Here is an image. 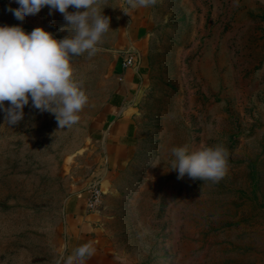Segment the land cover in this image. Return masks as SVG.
Listing matches in <instances>:
<instances>
[{"label":"rangeland","instance_id":"374dc122","mask_svg":"<svg viewBox=\"0 0 264 264\" xmlns=\"http://www.w3.org/2000/svg\"><path fill=\"white\" fill-rule=\"evenodd\" d=\"M18 6L0 0V25L68 35L59 11L46 6L21 21L6 10ZM96 7L110 29L93 56L72 57L88 97L79 121L59 128L54 114L30 100L9 126L0 110V264L60 259L65 202L102 177L91 132L139 9L149 20V72L135 101L140 142L114 190L102 189L104 241L123 264H264V0H156L129 14L125 0ZM184 145L223 146V177L178 179L171 149Z\"/></svg>","mask_w":264,"mask_h":264},{"label":"clouds","instance_id":"9594fccd","mask_svg":"<svg viewBox=\"0 0 264 264\" xmlns=\"http://www.w3.org/2000/svg\"><path fill=\"white\" fill-rule=\"evenodd\" d=\"M17 8L8 7L15 19L38 14L44 7L59 11L71 25L68 35L56 39L52 32L36 27L26 32L19 25H0V110L6 113L8 125L24 117V107L31 100L40 111L54 114L59 128L76 124L79 113L88 102L82 82L74 78L72 57L98 51L103 35L110 29V18L103 15L98 0H14ZM156 0H125L123 12L153 6ZM73 7L75 12H69ZM84 9L83 11H79ZM63 31V29H62ZM5 101L9 106L5 108ZM171 170L177 178L218 181L228 164L227 150L221 146H204L189 151L187 145L171 149ZM96 249L91 242L73 249L57 264H86Z\"/></svg>","mask_w":264,"mask_h":264},{"label":"crops","instance_id":"0c3cea01","mask_svg":"<svg viewBox=\"0 0 264 264\" xmlns=\"http://www.w3.org/2000/svg\"><path fill=\"white\" fill-rule=\"evenodd\" d=\"M133 15H136V11ZM137 15L133 20V35L127 52L139 57L140 64L128 69L119 65L111 75L114 89L104 102L99 122L91 132L104 159L102 177L94 184L101 192L103 187L107 188L108 193L114 190L113 182L118 174L131 167L138 153L140 141L135 101L149 72L145 60L149 20L143 9H139ZM88 197V190H85L69 196L64 204L60 258L71 254L75 247L91 242L96 253L86 264H123L105 243L98 207L90 209Z\"/></svg>","mask_w":264,"mask_h":264},{"label":"built area","instance_id":"2783aa9c","mask_svg":"<svg viewBox=\"0 0 264 264\" xmlns=\"http://www.w3.org/2000/svg\"><path fill=\"white\" fill-rule=\"evenodd\" d=\"M140 64L139 57L133 53L126 52L123 56L122 67L124 69L133 68ZM89 197L87 200V205L90 209L94 210L99 207L102 197V192L96 185L89 187L88 189Z\"/></svg>","mask_w":264,"mask_h":264}]
</instances>
